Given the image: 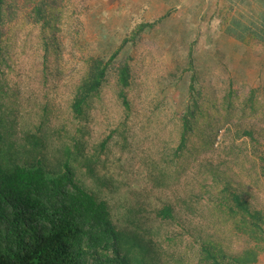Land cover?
Listing matches in <instances>:
<instances>
[{
	"label": "rangeland",
	"instance_id": "1",
	"mask_svg": "<svg viewBox=\"0 0 264 264\" xmlns=\"http://www.w3.org/2000/svg\"><path fill=\"white\" fill-rule=\"evenodd\" d=\"M99 1L62 0L64 9L47 55L40 24L24 23L22 17L11 24L7 66L0 68V112L7 115L2 118L3 163L24 168L40 165L58 174L64 170V153L76 156L70 162L75 179L107 203L118 232L142 244L130 249L132 264H202L200 244L207 238L224 254H240L251 240L238 234V223L235 226L226 210L233 208L229 199L235 193L252 211L264 214V177L258 160L264 146V115L257 114L244 125L258 144L247 137L236 139L238 121L233 120L211 134V146L203 147L201 137L190 136L184 150H175L180 142L181 113L189 105L191 76L193 93L200 91L199 99L209 91L219 98L226 95L231 81L241 101L250 88L264 82V59L254 57L245 65L236 64L235 46L221 41L226 55L221 57L212 47L208 56L197 50L194 68L187 70L186 42L194 34L197 46L203 45L204 22L212 13L219 14L220 0H159L160 7L165 5L163 11L181 4L179 17L191 15L192 25L183 21L179 26L180 18L173 17L177 11L172 16L171 8L166 23L152 18L155 5L136 14L127 12L130 26L121 30L117 41L111 39L118 28L115 21L109 30L99 25ZM215 18L207 21L214 28ZM141 23L152 26L134 37ZM125 38L129 43L110 65L85 119L74 118L73 93L86 76L90 58L107 61ZM248 38L257 40L253 35ZM218 42L219 38L212 44ZM262 52V46L254 48V53ZM217 60L230 65V70L215 66ZM120 63L130 69V83L124 90L127 108L119 96L114 70ZM108 135L100 152L99 144ZM163 206L171 209L173 219L157 218ZM258 246L264 252V236Z\"/></svg>",
	"mask_w": 264,
	"mask_h": 264
},
{
	"label": "trees",
	"instance_id": "2",
	"mask_svg": "<svg viewBox=\"0 0 264 264\" xmlns=\"http://www.w3.org/2000/svg\"><path fill=\"white\" fill-rule=\"evenodd\" d=\"M63 9L62 0H0V68L7 66L5 55L12 23L15 24L22 17L24 23L29 21L40 24L43 29L42 45L47 55L53 39L51 34L56 30L55 24L60 20ZM138 10H133L132 13H137ZM215 15L220 18L219 14ZM165 19L166 15L160 21ZM151 26L149 23H141L133 36ZM121 30L127 28L118 26L111 39L117 41L116 36ZM259 42L264 48V42ZM128 43V38H125L107 61L90 58L86 76L73 93L71 111L74 118L85 119L93 98L100 93L110 65ZM192 45H188L189 59L185 61L188 71L194 68V55L199 52L197 43ZM209 50H212L211 47L200 51L208 56ZM255 56L256 59H264L263 52ZM217 61L219 63L216 62L215 66L228 70L223 61ZM114 70L120 85L119 96L127 108L124 90L130 83L129 66L127 63H120ZM193 79L191 76L189 105L181 113L180 142L175 152L186 148L190 136L201 137L203 147L211 146L214 142L211 134L216 135L233 120L238 121L236 139L247 137L258 144L254 133L244 125L257 114L264 115V82L258 87L250 88L240 101L231 81L226 95L219 98L209 91L205 98L199 99L200 91L193 93ZM3 115L0 112V264H132L128 253L132 246L140 247L142 244L125 238V234L118 232L110 218L107 203L97 199L94 193L82 187L75 179L70 162L76 161V156L69 152L64 153L65 159L61 165L64 170L58 174L50 173L40 165H32L31 168L5 166L2 158V146L5 143L2 118L7 115ZM109 139L110 135L99 144L100 152L105 149ZM262 151L258 160L264 177V146ZM175 155H172V160ZM229 201L233 208H227L225 212L230 214L229 218L234 221L235 226L238 223V234L244 238L247 235L248 240H251L249 246L240 254L231 256L222 253L207 238L205 244H200L201 263L257 264L262 253L258 243L264 236V214L261 211H252L249 203L239 194L230 193ZM156 216L160 221L173 219L168 206L159 209ZM220 233L225 234L223 230Z\"/></svg>",
	"mask_w": 264,
	"mask_h": 264
},
{
	"label": "crops",
	"instance_id": "3",
	"mask_svg": "<svg viewBox=\"0 0 264 264\" xmlns=\"http://www.w3.org/2000/svg\"><path fill=\"white\" fill-rule=\"evenodd\" d=\"M171 1L174 2V0ZM99 2L100 16L98 22L101 27H107L108 30L112 21H115L119 27H122V29L128 28L130 26V16L126 13L131 11V14H136L132 13V11L136 9L142 11V9H147L152 7V5H155V15L152 14V18H161L162 16L166 15V12L170 10V8V15L173 16V14L177 11L173 17L180 18L178 15V10L182 9L181 4H173L167 9V11H163L165 5L160 7L161 4L159 0H100ZM114 3L117 4V6H114ZM177 7H179V9H177ZM218 8L220 20L219 23L215 22L218 20V17L215 18V28L210 26L212 23L209 25V22H207L212 18L213 13L211 16L210 13H207L210 17L204 22L205 40L203 45L199 46V51H205L208 49V47H212L216 52L219 51L220 56L222 57L226 54L222 53L223 49L220 47V42L222 41L224 44V41H228L232 43V46H235V49L239 55V59L235 60V63L245 65L249 60H252L254 57H256L255 55L259 54L254 53V48L261 46L259 41L264 42V0H220ZM96 9L97 8H95V10ZM183 17L184 18H180L181 22L179 26H183V21L189 25H192V22L189 23L188 21L191 15L183 14ZM192 18L196 17L192 16ZM100 19L101 21H99ZM163 22L166 23L165 20ZM116 30L114 32H116ZM190 30L192 29L190 28ZM193 35L192 40L186 42V49H188V45H192L194 42H196L195 36ZM250 35L257 37V40L251 41L248 38ZM218 38L219 42L212 44L213 41ZM191 47L193 48L194 46L192 45ZM244 47L247 48L244 49ZM223 63L227 65V63L224 61ZM227 66L228 70H230L231 66ZM257 264H264V252L260 254Z\"/></svg>",
	"mask_w": 264,
	"mask_h": 264
}]
</instances>
